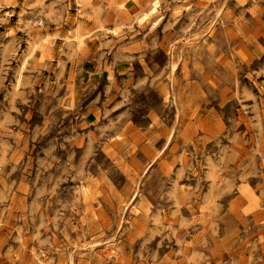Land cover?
<instances>
[{"label": "rangeland", "instance_id": "rangeland-1", "mask_svg": "<svg viewBox=\"0 0 264 264\" xmlns=\"http://www.w3.org/2000/svg\"><path fill=\"white\" fill-rule=\"evenodd\" d=\"M0 264H264V0H0Z\"/></svg>", "mask_w": 264, "mask_h": 264}, {"label": "bare ground", "instance_id": "bare-ground-1", "mask_svg": "<svg viewBox=\"0 0 264 264\" xmlns=\"http://www.w3.org/2000/svg\"><path fill=\"white\" fill-rule=\"evenodd\" d=\"M155 4H156V2L154 1L152 7L150 8V11L148 13H143L142 16L139 19L143 20L146 16L151 14L156 8Z\"/></svg>", "mask_w": 264, "mask_h": 264}]
</instances>
